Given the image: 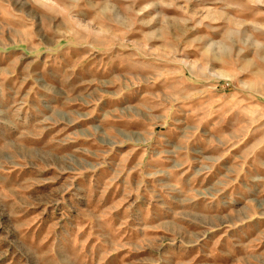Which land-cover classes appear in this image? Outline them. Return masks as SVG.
<instances>
[{
    "label": "rangeland",
    "instance_id": "1",
    "mask_svg": "<svg viewBox=\"0 0 264 264\" xmlns=\"http://www.w3.org/2000/svg\"><path fill=\"white\" fill-rule=\"evenodd\" d=\"M0 264H264V0H0Z\"/></svg>",
    "mask_w": 264,
    "mask_h": 264
}]
</instances>
